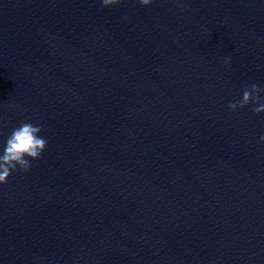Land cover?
I'll use <instances>...</instances> for the list:
<instances>
[{
    "label": "water",
    "instance_id": "obj_1",
    "mask_svg": "<svg viewBox=\"0 0 264 264\" xmlns=\"http://www.w3.org/2000/svg\"><path fill=\"white\" fill-rule=\"evenodd\" d=\"M251 83L264 0H0V140H48L0 184V264H264Z\"/></svg>",
    "mask_w": 264,
    "mask_h": 264
},
{
    "label": "clouds",
    "instance_id": "obj_2",
    "mask_svg": "<svg viewBox=\"0 0 264 264\" xmlns=\"http://www.w3.org/2000/svg\"><path fill=\"white\" fill-rule=\"evenodd\" d=\"M118 0H101L104 6L117 3ZM152 0H139L141 5H148ZM225 64H230L231 57L223 58ZM251 103L255 113L264 112V86L256 83L245 85L242 95L228 102L231 110L243 108ZM19 107V106H17ZM264 141V134L260 136ZM48 140L43 134V125L31 120H22L13 126L7 136L0 140V184L7 183V178L14 171H28L32 161L41 158Z\"/></svg>",
    "mask_w": 264,
    "mask_h": 264
}]
</instances>
